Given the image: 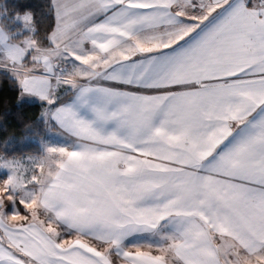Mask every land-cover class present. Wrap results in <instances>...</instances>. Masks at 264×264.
I'll return each instance as SVG.
<instances>
[{"label": "snow or ice", "instance_id": "1", "mask_svg": "<svg viewBox=\"0 0 264 264\" xmlns=\"http://www.w3.org/2000/svg\"><path fill=\"white\" fill-rule=\"evenodd\" d=\"M0 264H264V0H0Z\"/></svg>", "mask_w": 264, "mask_h": 264}, {"label": "trees", "instance_id": "2", "mask_svg": "<svg viewBox=\"0 0 264 264\" xmlns=\"http://www.w3.org/2000/svg\"><path fill=\"white\" fill-rule=\"evenodd\" d=\"M13 123H14V121H13Z\"/></svg>", "mask_w": 264, "mask_h": 264}]
</instances>
